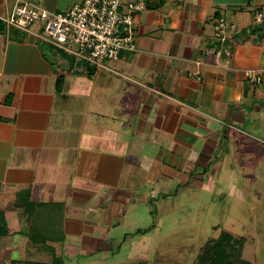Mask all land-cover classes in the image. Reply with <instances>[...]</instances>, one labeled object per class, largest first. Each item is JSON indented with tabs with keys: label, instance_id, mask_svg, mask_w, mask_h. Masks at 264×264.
Returning a JSON list of instances; mask_svg holds the SVG:
<instances>
[{
	"label": "crops",
	"instance_id": "0c3cea01",
	"mask_svg": "<svg viewBox=\"0 0 264 264\" xmlns=\"http://www.w3.org/2000/svg\"><path fill=\"white\" fill-rule=\"evenodd\" d=\"M27 1L53 12L73 6ZM14 6L0 0V17ZM145 6L134 16L136 51L108 70L70 65L52 50L54 64L33 34L0 33V213L8 231L0 263L49 264L51 255L111 263L112 245L129 234L124 223L136 222L140 207L149 217L163 213L165 205L155 211L150 201L181 186L223 196L214 239L221 232L242 238L246 261L264 264V75L261 85L244 76L264 71V26L253 25L264 0ZM220 19L240 33L217 58ZM26 202L46 205L39 230L22 211ZM159 225L160 218L134 226L130 235L156 237ZM142 238L138 251L148 250ZM14 250L39 260L14 258Z\"/></svg>",
	"mask_w": 264,
	"mask_h": 264
},
{
	"label": "built area",
	"instance_id": "2783aa9c",
	"mask_svg": "<svg viewBox=\"0 0 264 264\" xmlns=\"http://www.w3.org/2000/svg\"><path fill=\"white\" fill-rule=\"evenodd\" d=\"M146 9L145 0H82L65 11H48L27 0H15L6 17H0L7 31L33 34L55 51L72 57L83 68L93 72L108 70L107 64L123 53L136 51L134 16ZM253 25L264 26V7L257 9ZM214 35L219 43L216 57L230 49L233 35L240 33L235 25L223 19L217 22ZM263 70L244 71L250 84L261 85Z\"/></svg>",
	"mask_w": 264,
	"mask_h": 264
},
{
	"label": "rangeland",
	"instance_id": "374dc122",
	"mask_svg": "<svg viewBox=\"0 0 264 264\" xmlns=\"http://www.w3.org/2000/svg\"><path fill=\"white\" fill-rule=\"evenodd\" d=\"M65 1L68 4L67 6L70 7L74 5L73 2L76 0ZM42 48L54 64H59L57 62V59H59L58 55L52 52L48 44H43ZM60 68L67 69V66L64 65ZM224 178L223 176H219V182L221 179L224 180ZM145 192H148V194L150 193L152 195L151 197L154 198L158 196L156 195L157 193L155 194V191L151 192L148 190ZM143 194L145 195L147 193ZM248 194L249 192L246 190H242L241 192L243 198L246 196L248 197ZM127 195L130 197L126 196L125 199L130 202L133 196ZM220 197L221 201H223V196L218 197L217 193H210L200 189L197 190L195 187L188 190L186 187L180 186L179 189L175 187L168 193L161 192L158 201H150V204H152L151 206L155 211L158 207L157 202L165 205L163 209L161 208L162 211H160L163 213H153L151 217H149L146 216L145 208L140 207L136 222H134L133 218H130L129 220L132 221L128 220V223H124V234H129L124 242L121 243L123 244L122 246L121 244H119L120 247H116V244L112 245L111 252H113V254L108 255L109 259L112 261L106 264H194L197 255L200 253V249L207 241L216 238L213 227L217 224H221L222 204L220 203L222 202L219 201ZM133 198H135V194ZM226 199L227 197H225V200ZM159 218L161 220V225H159V234L156 235V237L152 233H143L140 236L131 237L129 230H132L134 226L147 228L154 223L158 225ZM245 230L247 231L248 229ZM141 237H143L142 239L148 238L143 241V244H145L143 246L148 250L138 251V244L140 243L138 239H141ZM246 243L248 244L249 242ZM148 244H152L153 246H149ZM21 249H25V246H21ZM249 250L250 248L241 250L240 258L249 260L250 256L249 252H247ZM12 253L14 258L39 260L36 256H21L22 254H18L19 252L15 250L12 251ZM55 259L61 262L63 261L64 264H87L84 257L75 258L69 263V260H65L63 256L56 257L55 255H51L47 263H51Z\"/></svg>",
	"mask_w": 264,
	"mask_h": 264
},
{
	"label": "trees",
	"instance_id": "16d2710c",
	"mask_svg": "<svg viewBox=\"0 0 264 264\" xmlns=\"http://www.w3.org/2000/svg\"><path fill=\"white\" fill-rule=\"evenodd\" d=\"M5 26L0 21V33L4 32ZM51 49L55 51L52 47ZM64 60H67L70 65H80L75 60L67 56L61 51H55ZM25 206V207H24ZM22 208L23 213L27 216L28 222H31V228L40 227V216L46 205L33 204L32 202H26ZM42 226V225H41ZM43 227V226H42ZM8 234L6 223L3 215L0 213V237ZM37 235V234H36ZM32 242H46V239H36L33 234L28 235ZM244 244V239L234 238L226 232H221L217 239H212L206 242V244L200 249V253L197 255L194 264H250L248 261L240 258L241 250ZM0 264H41L34 262H21V261H9ZM49 264H62L58 259L53 260ZM156 264V263H152Z\"/></svg>",
	"mask_w": 264,
	"mask_h": 264
}]
</instances>
